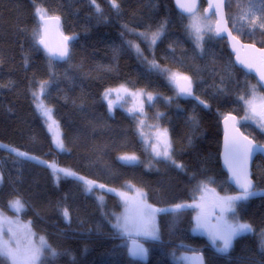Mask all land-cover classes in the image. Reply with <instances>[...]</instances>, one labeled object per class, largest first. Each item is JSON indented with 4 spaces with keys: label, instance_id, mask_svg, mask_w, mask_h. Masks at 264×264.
Returning a JSON list of instances; mask_svg holds the SVG:
<instances>
[{
    "label": "trees",
    "instance_id": "16d2710c",
    "mask_svg": "<svg viewBox=\"0 0 264 264\" xmlns=\"http://www.w3.org/2000/svg\"><path fill=\"white\" fill-rule=\"evenodd\" d=\"M117 3L119 10L111 7V0H0V209L11 212V198L22 199L25 210L20 216L58 253L54 258L47 253L43 264H175L171 254L192 249L203 253L205 264H264V195L237 203L234 214L253 231L235 237L227 253L193 232L192 208L159 212L158 240L144 241L146 261L132 257L129 239L114 230L122 204L104 187L132 184L160 208L192 201L199 184L235 191L220 166V121L228 113L244 116V102L238 97L249 98L253 86L255 94L264 96L255 78L234 65L224 38L209 33L203 51L196 46L189 16L180 13L173 0ZM249 3L259 6L257 24L235 28L233 17ZM37 8L59 17L62 32L74 37L66 61L54 62L38 46ZM225 9L237 37L264 47V29L258 27L264 23V6L257 0H227ZM162 23L164 35L151 48L131 33L155 32ZM131 40L137 41L142 55L129 46ZM153 60L160 68L189 77L192 95L180 94L167 73L152 69ZM45 81L43 99L60 125L63 151L54 146L32 95ZM121 85L153 93L145 108L150 119L168 128L172 159L183 170L147 150L134 116L118 106L109 111L104 93ZM158 113L163 115L157 118ZM239 127L264 144V132L256 125L242 121ZM12 148L43 162L18 157ZM124 153L136 154L138 162L122 163L119 155ZM51 165L104 187L88 192L74 177L57 181ZM252 172L254 190H264L263 158L255 159ZM101 194L104 200L99 203ZM213 197L218 200V194Z\"/></svg>",
    "mask_w": 264,
    "mask_h": 264
},
{
    "label": "snow or ice",
    "instance_id": "6c2138e0",
    "mask_svg": "<svg viewBox=\"0 0 264 264\" xmlns=\"http://www.w3.org/2000/svg\"><path fill=\"white\" fill-rule=\"evenodd\" d=\"M93 4H95L96 0H91ZM251 2V0H250ZM257 2L264 6V0H257ZM178 8H180L183 12L189 13L192 15V18L195 19V8L196 5L193 2L191 6L186 5L182 2V0H176ZM223 5V0H220V4L218 6H214L213 3L209 2V8L212 9L213 7L216 8V11L213 13L214 15H222L221 13V7ZM111 7L119 10V4L117 3V0H111ZM96 11L99 13L101 12V9L99 5H96ZM251 12L252 9H249ZM36 14L39 17L41 21H45L47 17V12L44 9L37 8ZM247 13L245 14V18H247ZM59 17H55V20L58 22ZM220 21H217V27L215 30L210 25H205L204 32L202 33L201 28L193 24L191 27L194 28L195 34H196V43L198 47H201L202 49V41L204 38V35L213 33L216 36H221L222 32L227 31L226 27H220ZM165 23H162L155 32L151 33V36L147 33H138V36L143 38L146 41H150L151 46H154L156 42L164 35L165 30ZM259 28L264 29V23H260L258 25ZM240 31V30H238ZM243 34V33H242ZM37 37H40L39 31L35 33ZM229 36H232L231 32H228ZM74 37H65V40L73 39ZM211 38V37H209ZM233 40L236 39V37H232ZM37 43L44 45L45 48H47V45H45V42L42 38H39L37 40ZM130 47H135L137 53L139 55H142V52L138 45H133L131 41L128 42ZM254 47V45H252ZM264 51V50H260ZM50 56H55L58 59L61 60H67L70 56L67 44H65L64 48L60 50L59 52L52 53L50 50ZM243 63V62H241ZM151 68L156 69L160 71L161 73H167V79L169 83L173 84H179L180 80L185 81V84H182L179 86V93L180 94H187L189 96L192 95L191 87H192V81L187 76H182L181 74L177 72H172L169 69H163L160 68V66L153 60L150 62ZM246 67H251L250 65H246ZM260 81H264V74L260 75ZM48 82H42L40 84V94H43ZM259 83V82H258ZM264 87V85H261ZM121 90L127 92V89L124 85H121L119 89H108L104 93V99L108 100V108L111 112L115 101H112L109 99V96L112 92L119 93ZM253 95H255V86H253ZM34 97V102H36L37 110L41 112V114L46 117L48 120H51V123L48 125L49 130L52 129L53 125L56 124L54 120L51 118V112L52 109L49 107H46L43 103V101L40 100V96L37 92L32 93ZM148 100L151 102L154 97L152 94H148ZM122 99V97L118 94L117 100ZM170 99V98H169ZM196 99L199 100V97H196ZM239 100L243 101L245 105L248 106V108L251 110L253 115L259 116L261 119H264V111L257 112L256 107L253 105L251 100H246L244 96L238 97ZM201 104H203L205 107H207V104H205L204 101H200ZM132 109H129V112H132ZM162 113L157 114V118H159ZM252 116L245 115L244 120H250L252 119ZM229 117H225V120H228ZM232 120H235V117H231ZM141 124L143 121L140 122ZM262 131H264V126H262ZM164 133L166 135L167 129L164 130ZM141 135L143 133L141 132ZM57 147L60 150L64 149V143L63 140L59 138V135L57 134L56 140H55ZM0 147H3L0 145ZM171 144L165 143L164 150L156 151L155 156L156 157H162L166 161H171L172 165L176 168L183 170V165H179L176 163L174 159H172L171 155ZM10 152H15V154L18 157H25L28 159H35V157L28 156L27 153L20 151L19 149H9ZM256 152H264V145H257L253 143L252 140H249L247 136H243L241 133L240 136L232 137L231 139L226 138V146H225V163L229 167V171L232 173V178L234 179L235 183L240 188V194L237 196H227L219 198L217 201V206L221 210V214L225 212H232L235 213L236 206L238 201H247L250 197L256 196L259 193L254 191V185L252 180L250 179V175L248 172V162L253 157V155ZM124 162H134L137 160V157L135 155H124L119 157ZM53 168V174L56 176L57 181L61 178V174L64 177H74L77 180L83 181L85 184V190L88 192H91L93 190V186L95 185L94 181H88L85 180L84 177L77 176L76 173L72 172L68 169L58 168L55 165H51ZM100 188H103L104 185H99ZM202 190H207L206 185L202 186ZM109 191H114V189H109ZM214 191V190H212ZM119 195L124 198L125 203H128V197L126 193H119ZM137 195L139 197L138 200L135 201L136 206V214L134 217L125 216L123 217V220L121 221L120 218L117 220V224L114 225V227L120 229L122 232H130L135 230L137 234L143 235L146 238L151 239H158V229L155 225V215L157 212H167V211H178L184 207H192V205H185V204H177L174 206L173 209H156L153 208L152 205L147 204L144 201V193L142 191L137 190ZM9 208L14 212H21L25 210V204L22 201L21 198L17 197L12 201H9ZM196 207H200L199 205H195ZM63 216L65 219H68L69 212L65 208L63 210ZM235 219V218H234ZM7 223L9 225L13 224L14 222L9 220L2 212H0V264H43V256L45 253V250H47V253L51 257H56L58 255L57 251L52 248L51 245L47 243V241L44 239V237L39 238V244H34L31 242V240L28 241V244L25 247H21L20 240L17 236V231H20V228H17V231H14L12 227H9L7 229L8 232V238L4 239V227L3 224ZM18 225V221L15 222ZM196 228L200 229L203 228L209 232V235L211 236L213 243H215L217 240L222 241V246L217 248V251L220 253H227L229 249L232 246L233 239L241 234L248 233L253 231L251 225L247 223H241L238 221L229 223L227 221H224L222 224H218L212 227H209L207 224V218L203 211L198 213L196 216ZM23 231L25 232L27 237H30L33 235L30 231V229L27 228V226H24ZM13 241H15V245L13 246ZM264 246V245H262ZM147 250L143 247V245L138 244L134 242L133 247L129 249V253L132 257H145ZM198 260H200V257H197Z\"/></svg>",
    "mask_w": 264,
    "mask_h": 264
},
{
    "label": "rangeland",
    "instance_id": "374dc122",
    "mask_svg": "<svg viewBox=\"0 0 264 264\" xmlns=\"http://www.w3.org/2000/svg\"><path fill=\"white\" fill-rule=\"evenodd\" d=\"M249 9H252V11L250 12ZM258 9H259V6L256 3H249L238 14H236L233 17L234 27L239 29L242 26H252V25L257 24L258 14H259ZM246 13L248 14L247 18H245ZM193 24L200 27L201 31L203 33L204 29H205V25H210L213 28V19L212 18H209V19L204 18L202 16V13L200 10L195 13V19L192 18V15L189 16V19H188L189 33H190L192 39L194 40V42L197 46L196 34L194 31V28L191 27ZM131 33L133 34V36L135 38H137V40L144 43L148 48L152 47L150 44V41H146L143 38L138 36V33H147L150 37L152 32L131 31ZM131 42L133 43V45H138L137 41L131 40ZM132 48L136 51L135 47H132ZM198 48L200 49L201 47H198ZM182 76H185V75H182ZM119 88H120V86L113 87L110 89H119ZM125 88L127 89V92L121 90L119 93H117L114 91L109 96L110 100L115 101V105H114L113 109L118 106V107H121L124 111L128 112L130 115L134 116V118L136 119L137 124H138V130H139V135H140L141 141L143 142V144L147 148V150L151 154H153L154 156H155L156 151L162 152L164 150L166 142L170 143L171 147H172L168 128L163 127L159 121L156 120L157 122H155L153 119H150V113L145 108L146 103L150 102L147 98L148 94H152V96H153V93L147 92L145 90L141 91V90H132V89H129L127 87H125ZM35 92H37L39 94L40 100L43 101V103L46 107H48V105L44 102L43 94H40V86L38 87V89ZM118 94L122 97V99L117 100ZM246 100L252 101L253 105L256 107L257 112H260L261 108L264 106V96H262V95L251 94V96L249 98H247ZM35 106H36V102H35ZM129 109H132L133 111L129 112ZM244 109H245L244 116L242 118L238 119V123H240L242 121H246V120H244V117H245V115H249V116H252L253 118L250 120H247V121L253 123L262 131V126H264L262 119L259 116L253 115V113L248 108V106L245 105V103H244ZM38 112L42 116V118L46 124V127L52 136L54 146L56 148H58L57 144L55 142L57 134L59 135V138L62 139L61 128H60L59 123L55 120L53 113L51 112V118H52V120H54L56 122V124L53 125L51 130H49L48 125L51 123V120H48L46 117H44L40 111H38ZM141 121H143L142 124L140 123ZM165 129H167L166 135L164 133ZM141 132L143 133V135H141ZM262 132H264V131H262ZM0 145H2V144H0ZM2 146H4V145H2ZM170 151H171V149H170ZM14 154H15V152H14ZM124 155H135L137 157V155L133 154V153H124V154L119 155V157L124 156ZM28 156H30V155H28ZM31 157H33V156H31ZM32 160H35L38 162L41 161L40 159H38L36 157H35V159H32ZM119 160L122 163L130 164L128 162L122 161L121 159H119ZM41 162H43V161H41ZM134 162H138V157H137V160ZM134 162H131V163H134ZM63 169H66V168H63ZM61 176H63V175L61 174ZM1 180H2V175H1V169H0V182H1ZM85 180H88V179L85 178ZM88 181H91V180H88ZM99 185L100 184H97L95 182L94 186L99 187ZM205 185L207 187V190H202V186H205ZM219 188H220L219 185H216L213 187L209 183L199 184V187L197 188V191H195V194L193 196L192 201L182 203L185 205H192V207H184V208H192L195 210V218H194L195 224L193 227V232H199V233L205 235L208 238V240L210 239L209 241H211V243L213 244V247L216 250H217V248L222 246V241L217 240L215 243H213V240H212V238L209 235V232L207 230H205L203 228H200V229L196 228V216L198 215V213L203 211V208H206V206H207L206 209H208V211L205 212L204 214L206 215L207 219H208V216H210V220L211 221L213 220V224H209L210 220L209 219H208L209 221L207 220V224L209 227H212V226H215L218 224H222L224 221H227L229 223H232L235 221H238L241 223H247V222L239 220V218L232 212H225V213L221 214V210L217 206L218 200H216L215 197H213L214 193L218 194V199H219V198L227 197V196H237L240 194V192H237V191L225 192V191H221ZM109 189H114V191H109ZM213 189H216V190H214V192H213L212 191ZM104 190L111 192V193H114V195H117L120 199L121 204H122V210L115 216L114 221L112 223L114 230L117 233H119L121 236H125L128 239H135V240L140 241L143 246H144L145 240H152L151 238H146L143 235L137 234V232L135 230L125 233V232H122L120 229L114 227V225L117 224L118 218H120L122 221L123 217H125V216H129V217L135 216L136 211H137L136 206H135V201L139 199V197L137 195V190L142 191L145 194L144 190L137 187V186H134L132 184H127V185H125V187H119V188L104 187ZM256 192L259 193L258 195H264V190H259ZM119 193H126L127 194V197H128V203L127 204L125 203L124 198H122L119 195ZM15 198H17V196L11 198L10 201L14 200ZM97 198L99 200V203H101L104 200L103 194L99 195ZM144 201L147 204L152 205V207L156 208V209H173L175 206V205H172V206H166L164 208H160L159 206H156V205L149 203L146 199V195H144ZM195 205H199L200 207H196ZM9 210L11 212H5V211L0 209V212H2L4 214V216H6L9 220L14 222L11 225H9L7 223L3 224L4 239L8 238L9 234L7 232V229L9 227H12V229L14 231H17V228L19 227L20 231H17V236L20 240L22 248L28 244L29 240H31L32 243L38 245L39 244V238L43 237V236H39L34 232L32 226H31V223L28 220H25L20 216L21 212H18V213L14 212L10 208H9ZM158 214H159V212H157L155 215V225H156L157 229H158V225H157ZM16 221L19 222L18 225L15 223ZM24 226H27V228L30 229L31 233L33 234L30 237H27V239L25 238L26 234L23 231ZM158 235H159V233H158ZM263 244H264V240H263ZM14 245H15V241H13V246ZM46 254H47V250H45L44 256ZM170 258L175 264H189L187 252L173 253V254H171Z\"/></svg>",
    "mask_w": 264,
    "mask_h": 264
},
{
    "label": "water",
    "instance_id": "95a60500",
    "mask_svg": "<svg viewBox=\"0 0 264 264\" xmlns=\"http://www.w3.org/2000/svg\"><path fill=\"white\" fill-rule=\"evenodd\" d=\"M226 1L223 0V5L221 7V13L222 15H214L213 13L216 11V8L213 7L212 9L209 8V2L210 0H203L204 5L202 6V0H182L183 3H185L188 6H191L194 2L196 5L195 13L201 10L202 16L206 19L212 18L213 19V29L217 27V21H220V27H226L227 31L222 32L221 36H216L217 38H224L227 48L229 52L232 55L233 63L234 65L241 69L246 74L252 75L260 88L264 90V87L261 85H264V81H260V75L264 74V47H259L253 43L242 41L239 37H237L232 29L229 26L227 15H226ZM214 6H218L220 4V0H211ZM174 7L182 14L186 16H191V14L183 12L180 8H178L176 0H173ZM50 19L46 18L45 21L40 20V37L45 42V45H47V48H45L44 45H41L39 43L38 46L45 52V54L54 62H63L65 60L58 59L55 56H50V52L56 53L62 50L67 44L68 50H69V42L70 40H65V37H67L61 30V20L57 22L55 20V17L57 16H47ZM228 32H231L232 36L228 35ZM214 33V32H213ZM232 37H236L235 40L232 39ZM38 38V39H39ZM254 45V47H252ZM243 62V63H241ZM246 65H250L251 67H246ZM186 82L183 80H180L179 84H175L177 89L179 90V86L182 84H185ZM186 95V94H182ZM264 111V106L261 108L260 112ZM225 117H229L228 120H225ZM231 117H235V120H232ZM262 122L264 123V119H262ZM220 126L222 130L221 135V143H220V153H219V161L220 166L224 169V171L227 174V182L228 184L237 192H240L239 186L235 183L234 179L232 178V173L229 171L228 165L225 163V146H226V138L231 139L232 137L240 136L242 133L243 136H247L249 140H252L253 143L257 145H264L259 144L255 142L251 137L246 135L241 128L238 125V117L234 113H228L226 114L220 121ZM261 157L264 159V152H256L253 157L248 162V172L250 175V179L253 182L254 188H255V181L252 177V166L257 157ZM134 242L141 244L140 241L135 239H130L127 244V250L129 253V249L133 247ZM142 245V244H141ZM145 248V247H144ZM130 254V253H129ZM197 257H200L201 259L198 260ZM135 259L139 261H146L147 260V252L146 256L141 257H135ZM189 264H205L204 255L201 251H191L188 256Z\"/></svg>",
    "mask_w": 264,
    "mask_h": 264
},
{
    "label": "crops",
    "instance_id": "0c3cea01",
    "mask_svg": "<svg viewBox=\"0 0 264 264\" xmlns=\"http://www.w3.org/2000/svg\"><path fill=\"white\" fill-rule=\"evenodd\" d=\"M97 186H93V188H96ZM158 237H159V235H158ZM154 240H158V239H154Z\"/></svg>",
    "mask_w": 264,
    "mask_h": 264
},
{
    "label": "flooded vegetation",
    "instance_id": "af4514ba",
    "mask_svg": "<svg viewBox=\"0 0 264 264\" xmlns=\"http://www.w3.org/2000/svg\"><path fill=\"white\" fill-rule=\"evenodd\" d=\"M213 190H216V189H213ZM207 192V191H206ZM214 192V191H213Z\"/></svg>",
    "mask_w": 264,
    "mask_h": 264
}]
</instances>
